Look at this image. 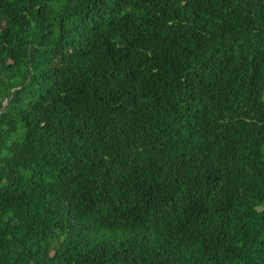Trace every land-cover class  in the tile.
<instances>
[{
    "label": "trees",
    "instance_id": "trees-1",
    "mask_svg": "<svg viewBox=\"0 0 264 264\" xmlns=\"http://www.w3.org/2000/svg\"><path fill=\"white\" fill-rule=\"evenodd\" d=\"M0 264H264V0H0Z\"/></svg>",
    "mask_w": 264,
    "mask_h": 264
}]
</instances>
